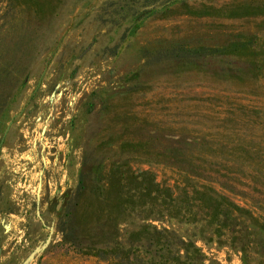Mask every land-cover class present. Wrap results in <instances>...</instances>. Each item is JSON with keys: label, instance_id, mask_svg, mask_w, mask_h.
Wrapping results in <instances>:
<instances>
[{"label": "rangeland", "instance_id": "1", "mask_svg": "<svg viewBox=\"0 0 264 264\" xmlns=\"http://www.w3.org/2000/svg\"><path fill=\"white\" fill-rule=\"evenodd\" d=\"M7 2L0 0V25L5 13L21 34L29 12L12 3L6 11ZM53 7L30 76L0 111V264L112 259L81 252L66 233L85 247L115 248L116 261L202 255L203 264H264V161L249 165L254 179L237 171L253 161L241 147L264 159V65L254 63L264 54V0H60ZM240 33L251 40L222 46ZM84 159L91 199L80 204ZM187 159L208 169L203 178L178 170ZM123 163L178 187L182 200L184 189L210 187L258 224L228 220L220 230L206 213L192 222L165 212L142 220L140 209L107 219L105 204L98 216L106 173L125 170ZM231 180L235 192L220 186ZM89 201L95 208L86 214ZM197 201L181 206L196 213ZM145 225L148 233L133 236Z\"/></svg>", "mask_w": 264, "mask_h": 264}, {"label": "trees", "instance_id": "2", "mask_svg": "<svg viewBox=\"0 0 264 264\" xmlns=\"http://www.w3.org/2000/svg\"><path fill=\"white\" fill-rule=\"evenodd\" d=\"M7 1L6 11H9L12 3L16 6L26 7L29 15L27 18V23L21 26V30H23V33L21 34L15 33V28L11 29L9 27L10 21L6 19L7 14L4 13V15L1 17L3 23L0 25V28H4V32H0V111H2L7 106L10 99L15 96L16 91L21 86H23L24 82L30 76L29 68L32 60L34 59V54L36 53V55H38L46 43V38H44V34L41 33L43 28L42 23L45 20V16L48 12L55 11L56 7L53 6L58 4L60 0ZM54 1L57 3H54ZM51 7L54 8L53 11L50 10ZM263 15L264 14H262V16ZM231 38V40L229 39V42L227 40V44H222V46H227L232 42L243 43L245 41L251 40L252 37L248 33H240L232 35ZM263 39L264 35L259 38V41L264 43ZM254 63H256V65H264V54L258 61H254ZM240 152L247 154L253 159V161H247L245 159V161L249 163L245 164L246 166L241 164L240 168L237 170L238 174L241 175V178L249 177L254 179L255 176L250 174L253 172V170L250 169L249 165L259 163L264 161V159L260 160L258 157V160H256L257 157L253 158L254 155L258 156L259 152H255L248 147H241ZM124 166L125 170H120L119 167H115V165L109 168L106 173L105 180L101 185L106 194H102L100 197L95 199L96 202L94 201V203L96 208L91 201H89L87 206L82 207V210L86 214L89 212L91 214L93 211L92 207H94V211L96 214L98 213V216L104 215V212L107 213V211L104 210L102 205L105 204L109 209L106 215L107 219H113V217L110 216H113V213L116 211L131 214V212H135L140 209V213L142 212L145 214L142 220H146L147 218L151 217L155 219L156 217H154L152 214H158L160 212H162L160 214H164L163 212H165L167 215L181 219L182 221L192 222L196 220L195 216L199 212L206 213L208 214L210 220L219 223L218 229L220 230L227 226H231V224L227 223L228 220H241V224H245L246 221H249L252 224H258L259 217L254 216L251 211H248L231 202L228 198L218 194L210 187L206 189L204 188V191L192 190L190 191L191 193L189 191L186 192L184 189L182 190V195L185 198H187L189 194H194L195 198L191 197L189 201H187L185 198L182 200L179 199L180 194L175 193V190L179 189L178 187L158 182L156 175L149 169L135 172L128 163H123V168ZM178 170L185 171V175H187V177L203 178V176H205V172L208 169L203 167L202 164H196L193 161L187 159L186 161H178ZM87 172H89L87 160L84 159L79 185L74 196V200H80V204L83 203V200L81 199L86 197L89 200L91 199V191L87 193L89 184L91 186V182L88 177L89 173ZM189 172L193 175L189 174ZM206 176H208V179H211L209 174ZM222 177L225 178L226 175ZM232 180H237V178L235 177ZM220 186L225 190L235 192L239 185H234L233 182H225L221 183ZM197 195H199L198 198ZM195 200H198V204L196 203L197 205L195 207L197 210L196 213H191L190 208H187L189 205L182 208L181 205L184 203V201L186 204H189ZM182 209L184 210V213ZM71 214H73V209H70V211L66 213L68 218L71 217ZM150 226L152 225L143 226L140 229V232L133 234V236L141 237L143 234L148 233L147 229ZM259 227L264 229V224L260 225ZM65 229L67 228L62 227L61 230L63 233L65 232ZM152 229L155 235L159 236V234H161L156 230L155 227ZM230 231L233 232V229ZM76 237V235H71V233H66L64 236L66 242H75L77 248H79L81 252L87 248V250H98L99 253L105 252L108 254H113L112 259H110L108 264H186L180 262L181 258L186 259V261H190V264H203L202 255H190V258L188 255H177L178 257L173 259L170 263H168V257H164L165 261L159 262L155 260L148 261L141 258L140 255H132L131 258L129 255H121L122 258L116 261L117 256L115 248L105 250L92 247L90 245H86L85 247L82 246L85 243V240L83 238L78 239ZM186 252L187 251H184V253ZM120 254L123 253L120 252Z\"/></svg>", "mask_w": 264, "mask_h": 264}]
</instances>
